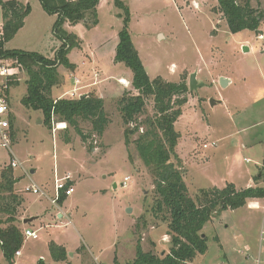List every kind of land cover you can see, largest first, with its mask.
I'll list each match as a JSON object with an SVG mask.
<instances>
[{
	"label": "rangeland",
	"instance_id": "374dc122",
	"mask_svg": "<svg viewBox=\"0 0 264 264\" xmlns=\"http://www.w3.org/2000/svg\"><path fill=\"white\" fill-rule=\"evenodd\" d=\"M1 1H14L30 10L21 30L4 48L53 60L61 48L52 28L57 14L46 12L39 0ZM118 1H99L94 26H87V19L62 26L65 33L75 35L78 46L66 56L73 69L59 65L58 84L50 92L52 99L80 97L89 90L100 96L110 121L101 138L91 135L81 146L69 128L73 142L64 144L66 127L54 134L57 122L49 129L40 112L20 104L27 75L19 73L17 85L10 89L13 135L9 151L0 147V171L10 168L19 180L15 190L24 202L16 215L35 218L28 225L20 220V227L36 230L38 235L36 240L25 238L13 264L39 260L45 264H128L135 258L137 241L144 252L157 256L169 252L168 221L151 212L156 200L154 183L137 158L133 145L137 135L129 137L128 145L123 137L126 127L118 101L125 94H136L131 70L114 62L118 34L124 29L150 80H184L188 85L196 73V81L202 84L187 93L174 126L180 138L175 154L189 196L194 199L200 189L225 184L243 187L247 181L264 186V19L259 33H230L216 0ZM248 2L264 15V0ZM220 78L228 83L222 86ZM152 108L149 100L145 114L151 116ZM128 127L133 129L134 124ZM80 128L85 134L91 129L89 123ZM12 160L21 162L23 169L11 168ZM66 173L74 180V191L63 202V218L53 214L61 203L54 207L46 198L24 192L33 181L53 198V175L60 178ZM126 177L129 181L122 188ZM260 229L264 230V199L255 210L246 206L234 211L217 209L201 229L206 253L188 264H264V252L258 248ZM50 243L65 250V262L53 261ZM0 264H8L1 249Z\"/></svg>",
	"mask_w": 264,
	"mask_h": 264
},
{
	"label": "trees",
	"instance_id": "16d2710c",
	"mask_svg": "<svg viewBox=\"0 0 264 264\" xmlns=\"http://www.w3.org/2000/svg\"><path fill=\"white\" fill-rule=\"evenodd\" d=\"M41 6L49 14H57L53 25V33L60 41V49L53 60L43 58L36 53L10 51L4 48L23 27L25 17L29 14L28 6L17 2L3 3L0 0L2 24L0 25V60L11 62L10 86L17 85L19 73L26 74V94L20 100L25 109L38 111L43 123L51 128V120L65 123L64 144H70L68 129H72L85 144L91 135L101 138L110 121L104 110V102L94 93H86L80 97L52 99L50 92L58 84L57 69L65 65L73 69L67 62V53L78 46L73 34L62 30L64 24L70 26L87 19V26H94L97 21V5L100 0H39ZM119 3L118 0H114ZM220 12L231 33L248 30L259 33L262 13L256 12L248 0H216ZM88 17V18H87ZM115 63L125 64L132 72V88L135 95H123L119 102L121 119L126 127L123 132L125 144L130 136L137 135L133 145L137 158L142 162L154 183V201L151 212L155 217L168 221L170 235L169 252L157 256L152 252H144L140 241L135 245V258L128 264H188L197 256L206 253V237L201 229L210 221L215 210L234 211L246 206L249 202L264 199V187L236 189L227 184L224 188L200 189L193 199L187 193L181 173V161L176 157L175 149L179 141V132L174 128L181 115L182 106L187 102L189 92L184 80L179 83L164 81L161 77L150 80L143 64L131 43L126 29L118 34V42L114 56ZM152 101V115L145 113L148 101ZM145 114V115H144ZM145 116L143 120L139 117ZM11 121V116H10ZM90 124V132H82L80 125ZM134 124L131 129L128 126ZM12 125V124H11ZM144 130L140 132V129ZM11 131V136L13 135ZM174 159L176 163L174 162ZM19 180L14 178L11 169L0 173V249L8 264L14 263L15 253L22 247L25 236L17 217L18 208L23 198L15 190ZM63 199L59 201L62 202ZM20 209V208H19ZM49 254L56 262H65L67 254L62 247L50 243ZM37 264H45L39 260Z\"/></svg>",
	"mask_w": 264,
	"mask_h": 264
},
{
	"label": "built area",
	"instance_id": "2783aa9c",
	"mask_svg": "<svg viewBox=\"0 0 264 264\" xmlns=\"http://www.w3.org/2000/svg\"><path fill=\"white\" fill-rule=\"evenodd\" d=\"M10 62V61H9ZM11 62L10 65L7 64V61L0 60V147L7 149L8 151L11 149V123H10V105H9V94L10 89L12 86H10L9 79L11 75ZM73 94H71V97ZM52 123L53 120H51ZM60 127H63L60 129ZM66 127L65 123H57L55 128L52 129L53 133L56 130H64ZM205 147V146H204ZM10 167H20L23 169L21 162L17 161H11ZM70 180L68 175L58 178L56 174H54V194L53 198H49L46 196L41 189L32 181L28 187L24 189L25 193H31L33 195H38L43 198H48L51 205L56 206L61 199L66 198L67 196L71 195L74 191L73 187L70 185ZM129 181V178L126 177L122 183V188H125L127 186V183ZM260 234L258 238V248L259 251L264 252V230L260 229ZM36 231L32 230H24L23 236H25L26 239H33L36 240L38 238V235L36 234ZM15 255H19V252L17 251Z\"/></svg>",
	"mask_w": 264,
	"mask_h": 264
},
{
	"label": "crops",
	"instance_id": "0c3cea01",
	"mask_svg": "<svg viewBox=\"0 0 264 264\" xmlns=\"http://www.w3.org/2000/svg\"><path fill=\"white\" fill-rule=\"evenodd\" d=\"M121 80H124V79H122V78H120ZM94 86V83H92V84H90V85H88V86ZM87 86V87H88ZM89 92H91V90H89V91H84V92H82V95L83 94H86V93H89ZM93 93L96 95V93L93 91ZM81 95V96H82ZM97 96V95H96ZM99 98H100V96H98ZM59 99H61L60 97H58ZM58 98H56V99H58ZM61 124H63V123H61ZM60 131V130H59ZM55 134V133H54ZM72 141V140H71ZM73 142V141H72ZM83 144L81 143V146H82ZM84 147V146H83ZM84 149V148H83ZM56 170V169H55ZM2 171V170H1ZM1 171H0V173H1ZM35 172V170H31L30 171V173L32 174V173H34ZM53 175V174H52ZM66 175H68L69 176V178H71V176L68 174V173H66L65 175H63V176H66ZM62 176V177H63ZM261 175H259V177H260ZM53 179H54V175H53ZM251 182H249V181H247V183L245 184V186H243V187H236V186H234V184H231V185H233L234 186V188H236V189H248V188H253L254 189V187H259V188H261V187H264V186H262V184L260 185V186H258V184H260V183H257L256 182V184L254 183L253 185H251L250 184ZM73 184H74V180H73V178H71V180H70V185L73 187ZM227 184H225V186H226ZM225 186H223L222 188H224ZM212 188H215V187H212ZM217 188V187H216ZM215 188V189H216ZM222 188H218V189H222ZM54 194V183H53V192H52V195ZM65 199L66 198H64L63 199V201L62 202H60L61 204H60V206H58L56 209H55V211H54V213L53 214H55V216H58L59 218H63L64 216V214H63V212H62V209H63V202L65 201ZM47 200L49 201V199L47 198ZM260 200H263V199H257V200H254V201H252V202H249L247 205H246V207L247 208H249V209H257V207H258V201H260ZM23 202H24V199H23ZM50 202V201H49ZM51 204V203H50ZM53 206V205H52ZM21 207H23V203H22V205H21ZM54 207H56V206H54ZM30 218V217H29ZM28 217H22V218H20V220H21V222H22V220H24V219H29ZM34 218V217H33ZM35 219V218H34ZM24 230H29L30 231V229L29 228H27V229H23V231ZM32 231H36V230H32Z\"/></svg>",
	"mask_w": 264,
	"mask_h": 264
},
{
	"label": "water",
	"instance_id": "95a60500",
	"mask_svg": "<svg viewBox=\"0 0 264 264\" xmlns=\"http://www.w3.org/2000/svg\"><path fill=\"white\" fill-rule=\"evenodd\" d=\"M189 83H188V90L189 92H195V90L202 86V84H198V82L196 81V73L195 74H192L189 79H188ZM220 82H221V85L224 86L225 84L228 83L227 80L223 79V78H220ZM215 101H211V105H214ZM34 220L33 217H30L29 219H24L23 220V225H28L30 222H32Z\"/></svg>",
	"mask_w": 264,
	"mask_h": 264
},
{
	"label": "bare ground",
	"instance_id": "6f19581e",
	"mask_svg": "<svg viewBox=\"0 0 264 264\" xmlns=\"http://www.w3.org/2000/svg\"><path fill=\"white\" fill-rule=\"evenodd\" d=\"M121 83H124V81L122 80V82ZM63 127H60V129H62Z\"/></svg>",
	"mask_w": 264,
	"mask_h": 264
}]
</instances>
